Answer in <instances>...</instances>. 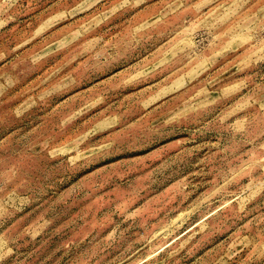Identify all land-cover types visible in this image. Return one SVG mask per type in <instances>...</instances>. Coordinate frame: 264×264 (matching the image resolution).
Listing matches in <instances>:
<instances>
[{
	"label": "rangeland",
	"instance_id": "374dc122",
	"mask_svg": "<svg viewBox=\"0 0 264 264\" xmlns=\"http://www.w3.org/2000/svg\"><path fill=\"white\" fill-rule=\"evenodd\" d=\"M0 264H264V0H0Z\"/></svg>",
	"mask_w": 264,
	"mask_h": 264
}]
</instances>
